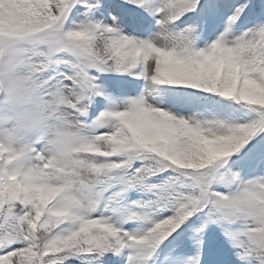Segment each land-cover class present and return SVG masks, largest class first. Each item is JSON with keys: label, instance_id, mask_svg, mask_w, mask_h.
Listing matches in <instances>:
<instances>
[{"label": "snow or ice", "instance_id": "6c2138e0", "mask_svg": "<svg viewBox=\"0 0 264 264\" xmlns=\"http://www.w3.org/2000/svg\"><path fill=\"white\" fill-rule=\"evenodd\" d=\"M0 264H264V0H0Z\"/></svg>", "mask_w": 264, "mask_h": 264}]
</instances>
